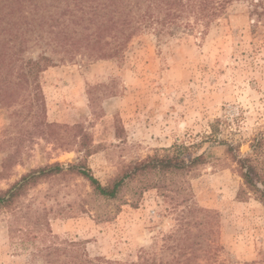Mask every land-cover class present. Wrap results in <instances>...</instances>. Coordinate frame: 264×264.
Segmentation results:
<instances>
[{
  "label": "rangeland",
  "instance_id": "obj_1",
  "mask_svg": "<svg viewBox=\"0 0 264 264\" xmlns=\"http://www.w3.org/2000/svg\"><path fill=\"white\" fill-rule=\"evenodd\" d=\"M252 8L233 0L170 35L142 28L111 57L63 61L48 39L29 42L23 56L52 58L38 114L54 135L22 104L31 86L0 104V193L54 162L102 184L153 160L203 162L139 174L114 198L74 171L39 178L0 207V264H264V204L237 197L223 144L256 154L264 175V13Z\"/></svg>",
  "mask_w": 264,
  "mask_h": 264
},
{
  "label": "trees",
  "instance_id": "obj_2",
  "mask_svg": "<svg viewBox=\"0 0 264 264\" xmlns=\"http://www.w3.org/2000/svg\"><path fill=\"white\" fill-rule=\"evenodd\" d=\"M231 1L0 0V104L10 105L17 101L19 94L31 86L22 104L28 107L30 119L38 121L40 125L36 133L49 138L54 135L52 124L43 122L38 114L42 97L38 76L53 62L44 52L36 58L23 56L30 41L37 44L41 39H48L54 45L52 51L61 53L59 60L63 61L71 60L77 54L94 58L111 57L118 55L130 38L142 28H151L155 34L168 35L180 28L193 30L198 24L205 28L216 11ZM251 4V12L259 15L264 13V0H251ZM183 19L186 21L183 22ZM49 42L45 41L47 45H50ZM19 111L15 109L12 115L18 116ZM223 144L236 163L242 179L237 197L246 199L254 195L264 204V175L258 170L256 154L240 155L236 151L237 147L227 142ZM80 146L83 147V144ZM251 147L255 151L254 145ZM201 162L202 155H196L188 162L153 160L133 167L108 184H102L86 166L70 164L65 167L54 162L23 174L0 193V207L10 205L27 186L35 184L39 178L62 171L77 172L98 195L114 198L127 179L139 174L183 170ZM5 165L3 162L2 166Z\"/></svg>",
  "mask_w": 264,
  "mask_h": 264
}]
</instances>
